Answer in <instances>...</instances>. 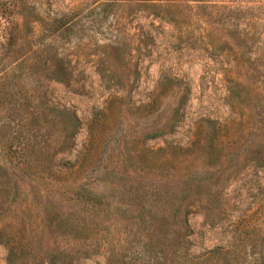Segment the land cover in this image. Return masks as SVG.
<instances>
[{
    "label": "rangeland",
    "instance_id": "374dc122",
    "mask_svg": "<svg viewBox=\"0 0 264 264\" xmlns=\"http://www.w3.org/2000/svg\"><path fill=\"white\" fill-rule=\"evenodd\" d=\"M169 263L264 264V0H0V264Z\"/></svg>",
    "mask_w": 264,
    "mask_h": 264
},
{
    "label": "trees",
    "instance_id": "16d2710c",
    "mask_svg": "<svg viewBox=\"0 0 264 264\" xmlns=\"http://www.w3.org/2000/svg\"><path fill=\"white\" fill-rule=\"evenodd\" d=\"M77 117V116H76ZM77 119L79 120V118L77 117ZM193 135H194V133H193ZM170 264V263H169ZM171 264H173V263H171ZM182 264H185V263H182Z\"/></svg>",
    "mask_w": 264,
    "mask_h": 264
}]
</instances>
